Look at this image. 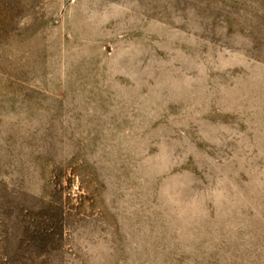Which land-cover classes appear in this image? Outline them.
<instances>
[{"label":"rangeland","instance_id":"1","mask_svg":"<svg viewBox=\"0 0 264 264\" xmlns=\"http://www.w3.org/2000/svg\"><path fill=\"white\" fill-rule=\"evenodd\" d=\"M0 264H264V0H0Z\"/></svg>","mask_w":264,"mask_h":264}]
</instances>
